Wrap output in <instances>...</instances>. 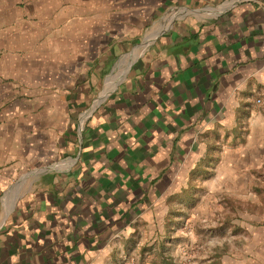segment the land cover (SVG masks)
<instances>
[{
    "label": "crops",
    "instance_id": "obj_1",
    "mask_svg": "<svg viewBox=\"0 0 264 264\" xmlns=\"http://www.w3.org/2000/svg\"><path fill=\"white\" fill-rule=\"evenodd\" d=\"M17 41H58L64 64L28 87L0 75L54 99L0 106V264H109L200 187L252 240L219 241L222 260L264 264V0H0V46ZM12 156L48 168L18 180Z\"/></svg>",
    "mask_w": 264,
    "mask_h": 264
},
{
    "label": "rangeland",
    "instance_id": "obj_2",
    "mask_svg": "<svg viewBox=\"0 0 264 264\" xmlns=\"http://www.w3.org/2000/svg\"><path fill=\"white\" fill-rule=\"evenodd\" d=\"M57 42L17 41L11 46H0L2 83L11 87L20 83V86L28 87L26 85L28 78L33 77L34 81H42L41 73L58 70V67L64 63L60 61L61 52L58 51ZM8 59L14 61L8 63ZM49 94L50 92L41 84L35 85L33 94H28L22 88L8 94L1 91L0 104L3 103L0 106H6V103H11L16 98L31 99L34 96L38 98V102H47ZM49 98L54 100L51 95ZM44 105L45 103L35 112H40ZM19 160L18 157H4L2 167L14 169L10 166L16 161L18 164ZM19 165L22 172L17 173L18 180L23 179L24 176L27 178L28 173L48 168L41 163L19 162ZM12 179H14L13 175ZM12 179L4 181L0 187L1 198L11 196ZM16 180L15 178V182ZM208 199L211 200V205L206 203ZM234 209L233 198L229 199L218 194L211 198L208 191L203 190L202 187L180 190L178 195L173 197L172 206L168 207L162 232L154 237L153 228H141L138 234L126 239L123 246L115 247L108 262L109 264H241L240 261H235L233 254L222 260L223 254H219L218 248L215 247L219 241L227 243L225 249L232 251L236 245L243 247L244 250L251 246L252 240L249 237L243 240L235 238L232 232L234 228L228 229L229 226H233L231 218L234 217ZM224 225L228 230H220ZM243 264L250 263L244 261Z\"/></svg>",
    "mask_w": 264,
    "mask_h": 264
},
{
    "label": "bare ground",
    "instance_id": "obj_3",
    "mask_svg": "<svg viewBox=\"0 0 264 264\" xmlns=\"http://www.w3.org/2000/svg\"><path fill=\"white\" fill-rule=\"evenodd\" d=\"M130 56H132V54H130ZM130 58L127 57V59L123 60L122 63H121V66L119 68V70L114 74V77L113 78H110L108 81H106L105 91H107L114 84V82L118 78V75H120L126 69L128 63H129Z\"/></svg>",
    "mask_w": 264,
    "mask_h": 264
}]
</instances>
